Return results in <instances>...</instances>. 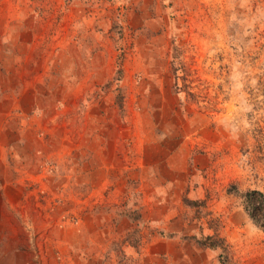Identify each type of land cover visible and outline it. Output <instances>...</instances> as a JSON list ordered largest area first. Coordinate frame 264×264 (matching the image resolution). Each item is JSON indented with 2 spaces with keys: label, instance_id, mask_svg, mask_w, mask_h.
Instances as JSON below:
<instances>
[{
  "label": "rangeland",
  "instance_id": "374dc122",
  "mask_svg": "<svg viewBox=\"0 0 264 264\" xmlns=\"http://www.w3.org/2000/svg\"><path fill=\"white\" fill-rule=\"evenodd\" d=\"M264 0H0V264H264Z\"/></svg>",
  "mask_w": 264,
  "mask_h": 264
},
{
  "label": "trees",
  "instance_id": "16d2710c",
  "mask_svg": "<svg viewBox=\"0 0 264 264\" xmlns=\"http://www.w3.org/2000/svg\"><path fill=\"white\" fill-rule=\"evenodd\" d=\"M246 210L250 214L252 221L258 227L264 228V194L260 191H249L244 195ZM197 244L209 248V249H220L222 250V255H220V264H224L223 259L225 254H227L228 248L225 245H219L215 242L213 237H206Z\"/></svg>",
  "mask_w": 264,
  "mask_h": 264
}]
</instances>
